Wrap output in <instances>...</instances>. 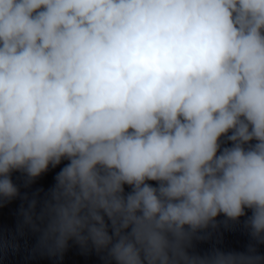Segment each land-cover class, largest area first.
<instances>
[{"label":"clouds","instance_id":"1","mask_svg":"<svg viewBox=\"0 0 264 264\" xmlns=\"http://www.w3.org/2000/svg\"><path fill=\"white\" fill-rule=\"evenodd\" d=\"M17 200L0 264H264V0H0Z\"/></svg>","mask_w":264,"mask_h":264}]
</instances>
